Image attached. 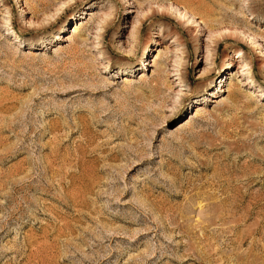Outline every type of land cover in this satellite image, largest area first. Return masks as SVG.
Returning <instances> with one entry per match:
<instances>
[{"label":"rangeland","instance_id":"374dc122","mask_svg":"<svg viewBox=\"0 0 264 264\" xmlns=\"http://www.w3.org/2000/svg\"><path fill=\"white\" fill-rule=\"evenodd\" d=\"M0 264H264V0H0Z\"/></svg>","mask_w":264,"mask_h":264},{"label":"bare ground","instance_id":"6f19581e","mask_svg":"<svg viewBox=\"0 0 264 264\" xmlns=\"http://www.w3.org/2000/svg\"><path fill=\"white\" fill-rule=\"evenodd\" d=\"M87 15L91 16L92 14H91L90 12H88ZM180 17H181L183 20H186V18H187L186 15H182V14H180ZM75 29H76V26H74V27L72 28V33L75 31ZM243 34H244V36L247 35V38L250 39V40H252V44H253V45H255V46H259V47H260V45L257 44L256 41H255L253 38H252V39L249 38V37H251L250 34H245V32H244ZM240 51H241V50H240ZM240 51H238V52H236V53H240ZM154 57H155V59L158 58V57L156 56V54H155ZM241 58H242V55H241ZM203 77H204V74L201 73V75L198 76V79H201V78H203ZM196 79H197V78H196ZM219 91H222V89H219ZM171 108H172V107H171ZM198 110H199V106H196V107H195V111H194V112H195V115H196V114H199L200 111L198 112Z\"/></svg>","mask_w":264,"mask_h":264}]
</instances>
